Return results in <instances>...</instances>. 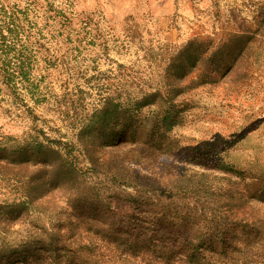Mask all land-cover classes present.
Segmentation results:
<instances>
[{
	"label": "rangeland",
	"instance_id": "374dc122",
	"mask_svg": "<svg viewBox=\"0 0 264 264\" xmlns=\"http://www.w3.org/2000/svg\"><path fill=\"white\" fill-rule=\"evenodd\" d=\"M152 220L264 264V0H0V264Z\"/></svg>",
	"mask_w": 264,
	"mask_h": 264
},
{
	"label": "trees",
	"instance_id": "16d2710c",
	"mask_svg": "<svg viewBox=\"0 0 264 264\" xmlns=\"http://www.w3.org/2000/svg\"><path fill=\"white\" fill-rule=\"evenodd\" d=\"M169 120V117L162 120V128H165L166 132L172 127V122L168 123ZM134 217L125 219L129 227L133 225V231L142 227L141 222L134 221ZM240 226L245 228L246 224ZM146 230L150 232L147 237L135 239L129 234H125L124 237L110 234V237L114 238L106 237L76 248L65 244L58 246L52 240V244L49 245L51 254L41 259L42 264H216L218 262L214 256L205 253V250H216L214 241L218 238L221 241L219 251L226 255L224 249L228 245L227 240L222 239L219 229L209 234L203 232L195 235L189 241L191 245L189 248L180 247L177 239L161 241L153 220L148 222ZM52 245L54 248H51ZM20 259L24 260L23 257Z\"/></svg>",
	"mask_w": 264,
	"mask_h": 264
}]
</instances>
